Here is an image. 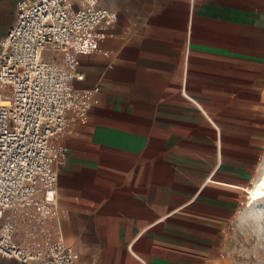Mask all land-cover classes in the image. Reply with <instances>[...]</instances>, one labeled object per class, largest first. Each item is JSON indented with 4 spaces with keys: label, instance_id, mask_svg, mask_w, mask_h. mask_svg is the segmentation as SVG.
I'll return each instance as SVG.
<instances>
[{
    "label": "crops",
    "instance_id": "0c3cea01",
    "mask_svg": "<svg viewBox=\"0 0 264 264\" xmlns=\"http://www.w3.org/2000/svg\"><path fill=\"white\" fill-rule=\"evenodd\" d=\"M20 1L0 0V49ZM99 3L118 18L75 58L90 107L54 140L59 218L0 225L27 244L58 225L81 264H215L264 161V0Z\"/></svg>",
    "mask_w": 264,
    "mask_h": 264
},
{
    "label": "built area",
    "instance_id": "2783aa9c",
    "mask_svg": "<svg viewBox=\"0 0 264 264\" xmlns=\"http://www.w3.org/2000/svg\"><path fill=\"white\" fill-rule=\"evenodd\" d=\"M117 12L99 0H21L0 49V222L11 209L36 208L59 218L56 165L67 151L54 145L74 111L85 118L90 100L74 81L80 53L96 50L93 33ZM61 56L58 62L56 55ZM12 219L0 225V253L20 264H81L60 226L29 244L16 239Z\"/></svg>",
    "mask_w": 264,
    "mask_h": 264
},
{
    "label": "rangeland",
    "instance_id": "374dc122",
    "mask_svg": "<svg viewBox=\"0 0 264 264\" xmlns=\"http://www.w3.org/2000/svg\"><path fill=\"white\" fill-rule=\"evenodd\" d=\"M256 177L246 187L248 203L244 210L229 222L216 243L215 264H264V161ZM254 184L261 193L249 192Z\"/></svg>",
    "mask_w": 264,
    "mask_h": 264
},
{
    "label": "bare ground",
    "instance_id": "6f19581e",
    "mask_svg": "<svg viewBox=\"0 0 264 264\" xmlns=\"http://www.w3.org/2000/svg\"><path fill=\"white\" fill-rule=\"evenodd\" d=\"M261 186H263V185H262V183H261ZM257 191H258L259 193H261V190H260V188H258V189H257Z\"/></svg>",
    "mask_w": 264,
    "mask_h": 264
}]
</instances>
